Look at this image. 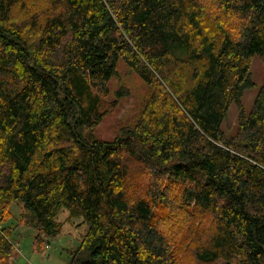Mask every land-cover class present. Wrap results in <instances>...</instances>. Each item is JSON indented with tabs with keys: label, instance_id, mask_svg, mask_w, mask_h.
<instances>
[{
	"label": "trees",
	"instance_id": "trees-1",
	"mask_svg": "<svg viewBox=\"0 0 264 264\" xmlns=\"http://www.w3.org/2000/svg\"><path fill=\"white\" fill-rule=\"evenodd\" d=\"M254 56L264 0H0V223L19 200L44 252L64 208L84 227L66 264H182L186 249L264 264V80L241 103ZM119 63L147 87L141 112L110 142L84 137L122 98L101 109ZM200 214L206 234L183 232ZM13 251L1 231L0 264Z\"/></svg>",
	"mask_w": 264,
	"mask_h": 264
},
{
	"label": "rangeland",
	"instance_id": "rangeland-1",
	"mask_svg": "<svg viewBox=\"0 0 264 264\" xmlns=\"http://www.w3.org/2000/svg\"><path fill=\"white\" fill-rule=\"evenodd\" d=\"M23 16L22 12L16 10L14 17L21 19ZM250 60L249 74L254 87L249 90L246 89L241 99L245 115L250 112L253 103L252 99H254L264 80V62L258 56H254ZM117 92L122 95V98L117 102V106L105 114L100 124L92 132L88 133L87 130H84V137L89 135V137L94 139L110 142L114 139L120 127L132 123L134 118L139 115L143 103L146 101L147 87L123 63L118 64L116 77L108 83V94L101 99L102 110L110 109V106L114 104ZM237 113V108L234 104H231L227 116L221 125L225 136L234 135L238 121ZM138 169L140 168L131 167L130 173L138 171V174H141V179L138 180L141 183L136 185V187H139L137 191L141 193L147 189L148 179L144 175V171H139ZM22 213H24L22 203L19 200L15 201L9 208L10 218L0 223V232L4 231L8 235L14 249L13 253L5 259L4 264H66L68 260L67 251L74 250L84 231L81 219H68L66 210L61 208L55 218L56 222L62 226L61 233L57 238L50 239V241L43 240L40 247L44 248V252H37L33 247L36 233L21 225L22 222L19 219ZM200 215L191 218L184 216L183 218L190 222L188 223L184 219L181 220L183 232L186 233L190 229L189 226L193 225L192 229L199 230L201 234L205 235L208 230L210 217L204 214ZM189 243H191V240ZM188 252L189 249H186L181 254L179 260H182V264L191 263V254ZM219 264L223 263L220 262Z\"/></svg>",
	"mask_w": 264,
	"mask_h": 264
}]
</instances>
